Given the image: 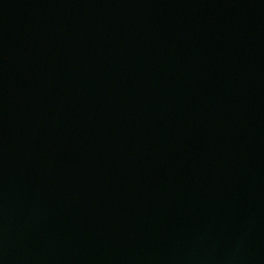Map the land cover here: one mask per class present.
Listing matches in <instances>:
<instances>
[{"label":"water","instance_id":"1","mask_svg":"<svg viewBox=\"0 0 264 264\" xmlns=\"http://www.w3.org/2000/svg\"><path fill=\"white\" fill-rule=\"evenodd\" d=\"M0 264H264V0H0Z\"/></svg>","mask_w":264,"mask_h":264}]
</instances>
